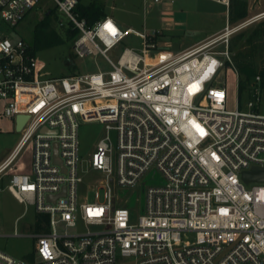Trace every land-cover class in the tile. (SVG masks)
<instances>
[{
    "label": "built area",
    "instance_id": "built-area-1",
    "mask_svg": "<svg viewBox=\"0 0 264 264\" xmlns=\"http://www.w3.org/2000/svg\"><path fill=\"white\" fill-rule=\"evenodd\" d=\"M40 1L0 0V19L16 26ZM53 1L78 32L73 56L101 54L110 68L40 79L27 42L0 35V118L16 128L18 117H28L0 161V192L48 215L47 229L32 234L33 259L0 249V264H264V182L242 179L264 168L263 78L251 82L248 110L240 106L239 75L236 106L228 108L225 78L235 67L232 38L264 20V10L232 22V0H214L227 7L225 26L173 51L159 30L125 28L109 15L90 24L77 12L79 0ZM143 1L147 9L175 0ZM130 34L140 47L125 45ZM84 121L106 129L88 164L106 176L95 186L103 202L79 195ZM141 183L145 202L133 219L134 202L116 203L114 189Z\"/></svg>",
    "mask_w": 264,
    "mask_h": 264
},
{
    "label": "rangeland",
    "instance_id": "rangeland-1",
    "mask_svg": "<svg viewBox=\"0 0 264 264\" xmlns=\"http://www.w3.org/2000/svg\"><path fill=\"white\" fill-rule=\"evenodd\" d=\"M92 1L102 4L106 13L114 17L125 28L132 27L140 31L147 29L149 32L159 30L161 32L159 42L173 51L190 47V45L222 29L227 22V7L214 0H175L172 7L169 8L159 5L147 9L143 0H82V3L87 5ZM247 1L249 15L264 10V0ZM49 12V25L45 30L49 33L57 32L64 42L37 53L40 79L110 68L101 54L89 55L86 58L73 56V41L69 32L68 19L59 11L53 0H41L16 26L0 19V35H6L12 40L23 38L30 42L34 37L35 25ZM61 22H64V25H61ZM261 22L263 20L240 32L245 34L244 38L239 40L235 48H230L232 65L237 69L235 67L225 69L226 83L232 93L229 95L228 108L232 109L236 106V94L234 93L236 76L239 75L242 81L240 106L243 110H248L252 81L248 79V72L245 68H249L255 73L264 70V34H259V30L262 29ZM125 42L127 47H140L142 44L141 39L133 34H130ZM109 55L115 58L113 52ZM258 111L264 114V82H262V98ZM105 133V126L97 121L81 123L79 130L80 153L87 169V172L83 173L84 182L79 186L81 202L104 201V190H99L97 200L95 189L100 185V179L104 180L106 176L102 171L94 169L91 165L89 167L88 164L91 162L98 140ZM20 136L21 133L15 128L12 119L0 118V161L13 150ZM31 149L32 146H28L23 152V162L30 159ZM24 167L26 169L28 166L24 165ZM149 180L150 177L145 178L146 186L150 184ZM146 186L141 183L136 187L123 190L114 189L117 196L116 203H126V198L134 202L133 219H137L142 212ZM121 195L124 197L122 198ZM36 214L34 207L26 208L8 190H2L0 192V249L20 259L27 258L32 254L35 250V238L32 234L37 232ZM80 227L79 225V230L85 229ZM91 229H97V227ZM15 231L18 232V235L15 234Z\"/></svg>",
    "mask_w": 264,
    "mask_h": 264
},
{
    "label": "trees",
    "instance_id": "trees-1",
    "mask_svg": "<svg viewBox=\"0 0 264 264\" xmlns=\"http://www.w3.org/2000/svg\"><path fill=\"white\" fill-rule=\"evenodd\" d=\"M82 0H79L78 6H77V12L80 14L81 17H85L90 24H94L96 21L103 19L106 17L107 13L104 9V6L102 4H98L95 1L90 2L89 4L85 5L81 3ZM57 6V5H56ZM50 15V12L44 17L40 22H38L34 27V37L32 41L27 42L28 48L30 51V54L32 56H37V53L43 49L54 47L56 45L62 44L64 40L60 35L55 32H46L47 27L49 25L48 17ZM249 15V3L247 0H232L231 2V8H230V20L232 22H236L240 19H243ZM46 24V25H45ZM262 29L259 30V34H264V20L261 22ZM46 29V30H45ZM69 32L71 33L72 41L75 39V37L78 35V32L76 30H73L69 28ZM244 33H239L237 36L232 38L230 48H235L237 46V43L239 40H242L244 38ZM244 69V67H243ZM246 72H248V79L251 81L254 80L255 76L260 74L263 78L264 82V70L259 73H255L252 70H249V68H245ZM252 71V72H251ZM241 80L239 83L240 91H241ZM130 207H132L133 202L131 201L128 204ZM48 219V215L46 214H36V230L37 231H44L46 230V226L42 224V220ZM27 259L32 260L33 254H30Z\"/></svg>",
    "mask_w": 264,
    "mask_h": 264
},
{
    "label": "water",
    "instance_id": "water-1",
    "mask_svg": "<svg viewBox=\"0 0 264 264\" xmlns=\"http://www.w3.org/2000/svg\"><path fill=\"white\" fill-rule=\"evenodd\" d=\"M21 118H23L25 121L28 117L27 116H20L18 117V124L16 126V129L19 131V126L21 124ZM24 123V122H23ZM242 179L243 181L248 184L250 182H256V181H263L264 182V168L261 167H253L249 170H246L242 173Z\"/></svg>",
    "mask_w": 264,
    "mask_h": 264
},
{
    "label": "crops",
    "instance_id": "crops-1",
    "mask_svg": "<svg viewBox=\"0 0 264 264\" xmlns=\"http://www.w3.org/2000/svg\"><path fill=\"white\" fill-rule=\"evenodd\" d=\"M81 3H82V1H81ZM169 8V7H172V5H165V8ZM106 16H108V14L106 15ZM110 16V15H109ZM167 16V15H166ZM114 18V17H113ZM167 22V21H166ZM167 23H169V22H167ZM221 30V29H220ZM220 30H218V31H215L214 33H212V34H210V35H208L207 37H205V38H203L202 40H204V39H207V38H209V37H211L212 35H214V34H216L217 32H219ZM201 40V41H202ZM26 41V40H25ZM201 41H199V42H201ZM199 42H197V43H199ZM197 43H194V44H192V45H195V44H197ZM192 45H190V47L192 46ZM187 48H189V47H185V48H182V49H178V50H176V51H181V50H184V49H187Z\"/></svg>",
    "mask_w": 264,
    "mask_h": 264
},
{
    "label": "bare ground",
    "instance_id": "bare-ground-1",
    "mask_svg": "<svg viewBox=\"0 0 264 264\" xmlns=\"http://www.w3.org/2000/svg\"><path fill=\"white\" fill-rule=\"evenodd\" d=\"M24 119L23 118H21V124H20V126H19V129L22 127V125H23V121Z\"/></svg>",
    "mask_w": 264,
    "mask_h": 264
},
{
    "label": "snow or ice",
    "instance_id": "snow-or-ice-1",
    "mask_svg": "<svg viewBox=\"0 0 264 264\" xmlns=\"http://www.w3.org/2000/svg\"><path fill=\"white\" fill-rule=\"evenodd\" d=\"M109 29L112 30L114 32V29L111 28V25H108Z\"/></svg>",
    "mask_w": 264,
    "mask_h": 264
}]
</instances>
